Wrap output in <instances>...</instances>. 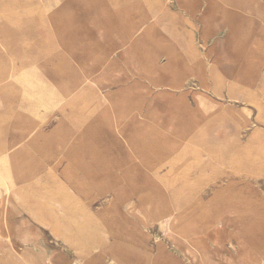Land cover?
<instances>
[{
	"label": "rangeland",
	"instance_id": "obj_1",
	"mask_svg": "<svg viewBox=\"0 0 264 264\" xmlns=\"http://www.w3.org/2000/svg\"><path fill=\"white\" fill-rule=\"evenodd\" d=\"M0 152V264H264V0H0Z\"/></svg>",
	"mask_w": 264,
	"mask_h": 264
},
{
	"label": "bare ground",
	"instance_id": "obj_2",
	"mask_svg": "<svg viewBox=\"0 0 264 264\" xmlns=\"http://www.w3.org/2000/svg\"><path fill=\"white\" fill-rule=\"evenodd\" d=\"M214 85V84H213ZM1 154H3V152H0ZM25 264H29V261H27L26 259H25Z\"/></svg>",
	"mask_w": 264,
	"mask_h": 264
}]
</instances>
